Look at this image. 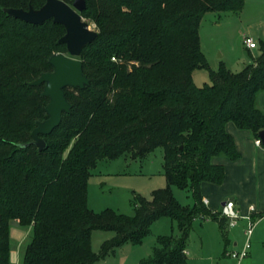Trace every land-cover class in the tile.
<instances>
[{
  "label": "trees",
  "instance_id": "16d2710c",
  "mask_svg": "<svg viewBox=\"0 0 264 264\" xmlns=\"http://www.w3.org/2000/svg\"><path fill=\"white\" fill-rule=\"evenodd\" d=\"M46 0H0V264H11V221L32 227L22 264H95L127 244H142L162 217L177 222L179 236L161 235L140 264H189L187 243L203 216L225 232L227 218L203 198V182L221 185L227 156L242 157L229 122L255 138L264 130L258 95L264 90V41L260 55L240 72L209 68L200 41L206 13L240 12L246 0H86L82 16L98 37L79 58L91 80L67 87L71 113L33 143V128L48 118L50 97L32 81L52 71L49 59L68 53L65 26L53 19L28 23L5 8H41ZM73 5L74 0H64ZM115 57V60L113 59ZM209 69L211 83L196 85L193 72ZM163 148L167 184L146 197L133 193V213L88 205V182L103 159L131 154L143 159ZM177 186L192 191L183 205ZM114 233L98 252L93 232Z\"/></svg>",
  "mask_w": 264,
  "mask_h": 264
},
{
  "label": "rangeland",
  "instance_id": "374dc122",
  "mask_svg": "<svg viewBox=\"0 0 264 264\" xmlns=\"http://www.w3.org/2000/svg\"><path fill=\"white\" fill-rule=\"evenodd\" d=\"M87 21L92 29H96L95 23ZM199 30L202 50L209 68L217 71L224 64L232 73L240 72L254 62L253 58L260 55V41H264V0H246L240 12H208ZM249 36L258 44V47L251 51L244 44V38ZM193 77L199 87L212 82L210 70L206 68L195 70ZM263 97L264 90L258 95V106L264 110V106L260 103ZM163 162L162 147L150 152L143 159L134 158L127 153L116 159L100 160L97 167L92 170L88 182V205L97 212L106 208H115L122 213H133L131 199L134 192L150 198L153 190L167 184L162 172ZM173 192L183 205L191 206L195 203L192 191L175 186ZM16 224L11 221L12 228L18 226ZM238 224L237 227L226 224L225 232L229 239V244L226 245L223 232L217 222L210 218L197 217L193 222L187 243L189 264H264V217L253 219L252 232L255 233L250 237L249 255L240 262L227 255L231 251L243 249L248 240L245 232L248 222L240 217ZM171 234L180 235L177 222L162 217L153 223L150 233L142 244L127 243L118 248L115 255H109L95 264H136L139 259L149 258L153 254L159 236ZM31 235L28 234L24 246L31 240ZM113 235L114 233L110 231L94 232L93 251L98 252L101 244ZM234 242L237 243L236 247L233 245ZM14 244L13 238L12 245Z\"/></svg>",
  "mask_w": 264,
  "mask_h": 264
},
{
  "label": "water",
  "instance_id": "95a60500",
  "mask_svg": "<svg viewBox=\"0 0 264 264\" xmlns=\"http://www.w3.org/2000/svg\"><path fill=\"white\" fill-rule=\"evenodd\" d=\"M74 4L64 0H46L41 8L30 6L24 8H5L4 11L12 17L19 18L28 23L44 24L53 19L55 23L65 26V35L60 43H65L68 53L53 54L49 62L53 66L52 71L43 73L32 84H44L43 96L50 97L46 107L48 118L39 121L33 128V143L42 151L46 148V142L42 135H49L62 120L64 113H71L72 104L66 96V88H85L91 83L84 71V65L79 56L83 48L92 43L99 35L96 29H92L90 23L82 16V11L87 8L86 0H74ZM264 147V130L258 136Z\"/></svg>",
  "mask_w": 264,
  "mask_h": 264
},
{
  "label": "crops",
  "instance_id": "0c3cea01",
  "mask_svg": "<svg viewBox=\"0 0 264 264\" xmlns=\"http://www.w3.org/2000/svg\"><path fill=\"white\" fill-rule=\"evenodd\" d=\"M248 50L251 51L252 49L249 48ZM260 103L264 106V97L260 100ZM233 124L229 122L227 130L236 140L242 157L237 161H232L227 156L214 159L215 163L225 165L226 177L221 185L208 181L203 182V198L208 207L214 212H220L227 201H234L242 219L248 222L249 225L250 221L246 218L247 216H250L252 221L256 217H259V219L264 217V147L263 145H256L257 138L253 133L248 130H241ZM14 222L18 226L11 227L10 232V237L15 239L14 245H12L11 239V264H22L25 247L30 241L25 246L24 243L28 239V234H32L33 229L32 227L21 226L16 220ZM23 228L27 229L24 230ZM108 239L110 238L108 237ZM228 244L229 239L226 241V245ZM233 245L236 247L237 243L234 242ZM188 255L189 250L187 249ZM143 260L146 259H139L136 264H140Z\"/></svg>",
  "mask_w": 264,
  "mask_h": 264
},
{
  "label": "built area",
  "instance_id": "2783aa9c",
  "mask_svg": "<svg viewBox=\"0 0 264 264\" xmlns=\"http://www.w3.org/2000/svg\"><path fill=\"white\" fill-rule=\"evenodd\" d=\"M244 44L248 47V49L249 48L255 49L258 47V44L256 43V41L250 36L244 38ZM113 59L115 60V57ZM256 145L262 146V140L260 138L256 139ZM221 216L222 217L224 216L227 218V223H229L230 227H236L238 225V219L240 217H242L240 215L239 210H237V206H236V203L234 201H227L224 204V206L222 207V210H221ZM199 217H203V216H199ZM246 218L250 221L248 228L245 231L247 234V237H248L246 244L243 246V249H241L239 251H231L227 254L228 256L238 260V262H240V260L246 258L249 255L250 248H251L250 247V237L253 234L252 231L254 228V224H253V221H252L250 216H247Z\"/></svg>",
  "mask_w": 264,
  "mask_h": 264
}]
</instances>
